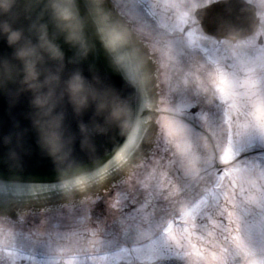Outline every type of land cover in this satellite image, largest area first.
<instances>
[{
  "label": "rangeland",
  "instance_id": "obj_1",
  "mask_svg": "<svg viewBox=\"0 0 264 264\" xmlns=\"http://www.w3.org/2000/svg\"><path fill=\"white\" fill-rule=\"evenodd\" d=\"M179 13V9L169 12L175 18L163 12L157 15L159 18L162 16L163 26L172 31L180 22ZM137 23L146 28V34L154 35L150 31L151 23L140 20ZM188 37L191 46L203 48L204 54L214 59L221 78L218 85L214 84L219 93L239 97L236 107L247 114L240 124L242 129L233 131L225 138L226 142L222 138L221 143L216 145L220 163L234 161L244 153H248L250 159L247 157L244 162L220 174L219 185L212 186L210 175L197 177L198 171H208L213 161L210 146L203 137V141L200 139L203 147L194 140L191 144L205 149L204 154L194 151V163L190 164L189 171H185L188 183H176L169 175L166 169L168 162L165 161V164L149 170L144 177H138L137 184L141 188L146 187L144 194L135 193L133 198L128 194H119L117 200L122 199L123 205L122 202L113 203L112 209L106 211L108 217L103 215L94 220L91 218L93 207L83 205L65 209L57 216L50 215L47 221L33 229H39L38 233L26 235L19 229H11L13 238L22 234V238H35L43 243V248L51 251L58 244L63 253L59 260L48 259V264H245L244 247L241 246L244 241L248 244L260 237L249 245L250 251H253L252 248L262 249L259 246L264 243V106L256 97L261 89L251 88L246 80L239 83L242 66L236 67L234 75L229 73L234 81H227L226 55L221 52V57H218L219 50L226 43L219 44L196 31ZM162 82H166L165 77H162ZM247 92L252 95L249 100L243 101L241 98L246 97ZM160 126L163 139H167V152L175 160L180 159L182 166L184 147L193 135L184 133L186 126L182 122L166 116L160 118ZM194 137L196 139L198 135ZM244 164L248 165L247 173L243 172ZM204 182H209V186L203 187ZM173 213L176 216L171 217ZM124 229L126 233L121 241H129L127 247L99 256L64 257L80 251V245L89 242H99L100 247L97 248L100 250L120 248L118 244L121 241L116 236ZM247 258L246 264L264 263V254L249 255Z\"/></svg>",
  "mask_w": 264,
  "mask_h": 264
},
{
  "label": "clouds",
  "instance_id": "obj_2",
  "mask_svg": "<svg viewBox=\"0 0 264 264\" xmlns=\"http://www.w3.org/2000/svg\"><path fill=\"white\" fill-rule=\"evenodd\" d=\"M0 0V42L11 51L0 54V94L10 108L29 97L25 119L18 120L2 137L4 160L20 166L30 152L29 132H34L42 154L63 175L81 166L80 151L97 153L96 137L118 130L125 144L137 126L133 110L117 89L95 70L86 75L82 65L97 52V44L111 65L132 80L129 45L113 22L98 15L100 0ZM65 46L72 52L68 56ZM69 109L77 121L73 130ZM91 113L87 120L86 114ZM115 163V161H114Z\"/></svg>",
  "mask_w": 264,
  "mask_h": 264
},
{
  "label": "water",
  "instance_id": "obj_3",
  "mask_svg": "<svg viewBox=\"0 0 264 264\" xmlns=\"http://www.w3.org/2000/svg\"><path fill=\"white\" fill-rule=\"evenodd\" d=\"M88 0H85L87 6ZM84 9L83 0L81 3ZM95 7L98 15L113 22L124 33L130 48L128 60L133 68L132 80L116 70L99 44L97 52L82 67L86 75H91L93 67L106 83L115 87L119 94L128 100L137 126L130 141L118 130L96 137L97 153L80 151L79 141L75 155L81 166L61 173L52 160L42 154L36 144L34 132L27 139L30 152L23 156L20 166L5 162L7 151L2 137L7 135L18 120L22 128L31 127L25 119L29 109V97L25 95L15 108H10L7 98L0 94V219L19 221L29 213L53 212L64 207H73L102 197L126 180L151 156L158 139V117L160 105V73L156 55L149 45L134 30L119 12L113 0H100ZM207 33L221 38H244L254 29L256 21L252 7L242 0L217 2L197 12ZM234 16H236L234 18ZM253 32V31H252ZM11 49L0 42V54ZM68 56L72 52L65 46ZM91 113L86 114L85 120ZM69 123L77 129V121L69 109ZM115 161V163H114Z\"/></svg>",
  "mask_w": 264,
  "mask_h": 264
},
{
  "label": "flooded vegetation",
  "instance_id": "obj_4",
  "mask_svg": "<svg viewBox=\"0 0 264 264\" xmlns=\"http://www.w3.org/2000/svg\"><path fill=\"white\" fill-rule=\"evenodd\" d=\"M118 1L121 6L128 9L131 8V5L129 6L128 4L130 2H134V0ZM215 1L218 0H150V2L152 3H157V10L159 11L158 14L163 12L165 15H167L169 14V12H172L179 7L182 10L179 13L180 22L179 24H176L174 31L169 32L166 29L162 30L168 36H185V34L190 32H200L201 30L199 29V24L197 23V19L195 18V11L198 8L204 7ZM246 1L254 4L256 7V14L259 19V25L256 33L244 40L227 41L228 44L224 47L222 46L221 50H219L218 57H221V52L226 55V60L228 63V82H231L233 80L231 77H229V73L234 75L236 67L242 66L240 73L242 75V78L240 79L239 83H242L243 80H246V83H248L251 88L257 90L261 89V92L257 93L256 97L260 98L264 106V0ZM132 12H136V10ZM170 17L175 18V16L172 15H170ZM139 30L143 31L140 27ZM179 30L182 31V34L179 32ZM177 48L181 50V46H177ZM203 58L206 59V62L207 60L213 59H210L208 56H202V59ZM181 60L184 61V58H182ZM213 60L210 63H206V67L198 60H196L197 62L192 61L194 63V66L199 70V83H202L204 81H206L207 83L206 96L204 94V96L206 97L204 105H195L190 109V112L187 111V113L183 111H179L178 113H176V111L170 112V110L173 111L172 107L170 106L169 108H166L167 112L171 114L170 117H178L180 118V120L184 121L188 127H194L197 131L203 132L202 125L208 118V113L210 112L209 106L213 102L212 112L222 110L226 106L234 110L232 111L228 109L229 118H226L224 116L227 112H223V114L218 115V127L221 126L224 130H226L228 126L232 131H236L239 128L242 129V126L240 124L245 119L247 114L243 113L241 109L236 107V101H238V99L240 98L237 96H233L231 93L227 94L225 98H220L215 88L211 86L212 79L215 76L217 77ZM194 71L195 70L191 69L188 72L192 73ZM181 77L182 79H184V75H182ZM190 77L191 75L189 74L188 77L185 78V80L189 79ZM214 79L217 80V78ZM175 84H178V80L174 76V74H171L169 72L168 79L165 84V89H167V92L169 91V94L172 92V88ZM250 95H252V93L247 92L245 94L246 97H242L241 99L243 101L249 100ZM201 96H203V93H201ZM241 107H243L244 110L248 111V109H246L244 106ZM150 165L151 164L142 166L140 171L136 175V179L133 182L129 180V182L127 181L126 184L121 185L120 187L133 183L136 185L137 178H141L146 171L150 170ZM218 166L219 165H217L215 169L218 168ZM185 167L190 168L187 161L185 162ZM224 167L225 166L222 165L221 169L224 170ZM210 170L214 175V169L211 167ZM219 172H221V170H219ZM42 217H44V215H29L24 219V221L21 222L20 225H12L9 222L3 223L0 221V264H45L43 258L44 254L42 242H39L37 239L32 237L22 238L23 234L21 237L18 236V238H13L10 233L11 229H19L21 230V232H25L26 235H29L31 234L30 232L33 233V231L31 230H33L34 226L36 224L39 225L42 222Z\"/></svg>",
  "mask_w": 264,
  "mask_h": 264
},
{
  "label": "trees",
  "instance_id": "obj_5",
  "mask_svg": "<svg viewBox=\"0 0 264 264\" xmlns=\"http://www.w3.org/2000/svg\"><path fill=\"white\" fill-rule=\"evenodd\" d=\"M195 88V89H194ZM193 88V90H192V92L195 90H197L196 89V87H194ZM177 90L178 91H180V86L179 85H177ZM175 91V90H174ZM157 156L156 157H158V159L161 157V159H163L164 157H166L167 158V156H165V155H163V154H156ZM164 160V159H163ZM169 162H170V169H171V171H169L168 173L171 175V177L172 178H174V177H181V173L178 171V169L176 170V167L178 166V164L180 163V159H179V161L178 160H175V158L174 157H170L169 159ZM168 160L166 161V162H168ZM181 181V180H180ZM178 184H180L179 182H177ZM182 184V183H181ZM171 215H173V214H171ZM175 215V214H174ZM100 244V243H99Z\"/></svg>",
  "mask_w": 264,
  "mask_h": 264
},
{
  "label": "bare ground",
  "instance_id": "obj_6",
  "mask_svg": "<svg viewBox=\"0 0 264 264\" xmlns=\"http://www.w3.org/2000/svg\"><path fill=\"white\" fill-rule=\"evenodd\" d=\"M236 16H234V18H235Z\"/></svg>",
  "mask_w": 264,
  "mask_h": 264
}]
</instances>
